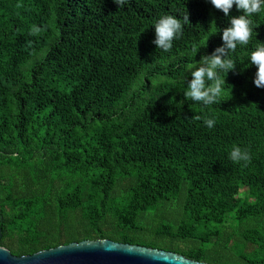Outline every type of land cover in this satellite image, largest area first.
Segmentation results:
<instances>
[{"label": "trees", "instance_id": "trees-1", "mask_svg": "<svg viewBox=\"0 0 264 264\" xmlns=\"http://www.w3.org/2000/svg\"><path fill=\"white\" fill-rule=\"evenodd\" d=\"M164 13L189 21L167 53L150 42ZM250 19L254 38L205 108L180 80L222 43L210 34L228 18L206 0H0V245L26 255L112 239L264 264V88L246 60L264 10ZM234 146L246 164L229 159Z\"/></svg>", "mask_w": 264, "mask_h": 264}, {"label": "clouds", "instance_id": "clouds-1", "mask_svg": "<svg viewBox=\"0 0 264 264\" xmlns=\"http://www.w3.org/2000/svg\"><path fill=\"white\" fill-rule=\"evenodd\" d=\"M206 2L228 18L227 26L222 29H218L214 21L211 22L216 30L210 35L219 32L222 43L210 54H202L198 61L193 60L192 56V63L185 66V75L180 80L183 98L205 108L222 101L220 98L226 86L224 77L236 66L231 53L236 51L237 46L243 48L249 45L250 40L254 38L253 29L257 26L253 25L250 17L264 10V0H206ZM113 3L117 7H122L127 0H113ZM233 7L241 14L230 16L229 12ZM188 24L187 13L183 16L171 13L158 15L150 24L154 34V38L150 41L151 44L161 52H169L173 41L182 36L184 27ZM32 31L36 33L40 29L33 26ZM199 48L192 51L196 54ZM246 60L247 66L252 65L256 69L252 84L258 89L264 88V42L257 41L256 46L247 52ZM202 123L206 128L211 129L216 121L214 117L204 118ZM228 157L234 163L244 162L246 164L250 159L247 149H241L238 146L231 148Z\"/></svg>", "mask_w": 264, "mask_h": 264}, {"label": "water", "instance_id": "water-1", "mask_svg": "<svg viewBox=\"0 0 264 264\" xmlns=\"http://www.w3.org/2000/svg\"><path fill=\"white\" fill-rule=\"evenodd\" d=\"M0 264H208L173 251L112 239L70 242L26 255L0 245Z\"/></svg>", "mask_w": 264, "mask_h": 264}]
</instances>
